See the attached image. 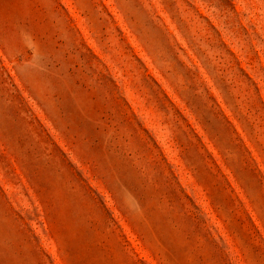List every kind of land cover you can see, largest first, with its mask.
I'll use <instances>...</instances> for the list:
<instances>
[{
  "label": "rangeland",
  "instance_id": "1",
  "mask_svg": "<svg viewBox=\"0 0 264 264\" xmlns=\"http://www.w3.org/2000/svg\"><path fill=\"white\" fill-rule=\"evenodd\" d=\"M0 264H264V0H0Z\"/></svg>",
  "mask_w": 264,
  "mask_h": 264
}]
</instances>
